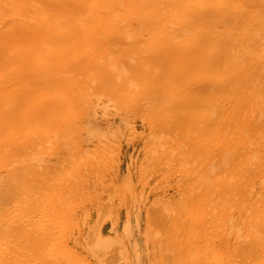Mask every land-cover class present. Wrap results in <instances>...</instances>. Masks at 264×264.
Segmentation results:
<instances>
[{"label": "bare ground", "instance_id": "6f19581e", "mask_svg": "<svg viewBox=\"0 0 264 264\" xmlns=\"http://www.w3.org/2000/svg\"><path fill=\"white\" fill-rule=\"evenodd\" d=\"M260 11L0 0V193L14 183L0 264H264V98L237 90L247 71L204 102L174 89L194 39L222 28L235 51Z\"/></svg>", "mask_w": 264, "mask_h": 264}, {"label": "rangeland", "instance_id": "374dc122", "mask_svg": "<svg viewBox=\"0 0 264 264\" xmlns=\"http://www.w3.org/2000/svg\"><path fill=\"white\" fill-rule=\"evenodd\" d=\"M255 17L254 27H242L239 29L241 40L237 44V47H234L235 51H228L229 49L225 48V45L222 43L226 35L222 28H216L217 31L215 28L209 29L202 33L199 38L194 39V53H191L190 56L176 58L177 68L175 70L176 80L174 89L187 93L193 86L205 88L196 93L197 95L194 97V100L197 99L204 102L209 97L219 94L214 91L216 87L227 85L236 75L241 73L240 71H247L248 75H241L243 77L247 76V78L236 86L237 90L243 91V89L246 90L252 85L254 92L258 94L257 98H264V12H256ZM236 28L238 29V27H231L227 31L230 33L229 35L234 36L235 32L238 33ZM211 69L215 70L217 74L213 75ZM195 78H197L196 83H194ZM225 89L228 90V88ZM162 101L164 100L152 99V105H150L156 107L159 104L161 105ZM27 107L29 106L20 107L19 104H16L13 107L12 114H19ZM260 120L263 121L264 119L260 118ZM142 122L138 119L136 126L139 133L144 137L149 132V129L147 124H143ZM140 140L138 138L135 141L136 146L142 145V141ZM125 144L130 148L127 143ZM8 181L10 182L9 188L4 189L0 193V225L4 224L2 214L6 213L10 207V193H12L14 187L12 180L8 179ZM159 191L161 192L162 189ZM158 207H149V216L145 217L149 223L152 222L154 225H159L162 221L161 209ZM120 216L123 215L121 214ZM103 226L108 227L109 223L106 222ZM9 237L11 240L13 239L12 236L9 235ZM5 243L6 237L4 236L0 241V245L3 246ZM114 255L112 254L111 257H114Z\"/></svg>", "mask_w": 264, "mask_h": 264}]
</instances>
